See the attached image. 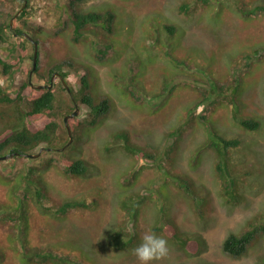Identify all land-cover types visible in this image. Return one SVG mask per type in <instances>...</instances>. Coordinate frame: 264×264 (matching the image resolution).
I'll list each match as a JSON object with an SVG mask.
<instances>
[{"label": "rangeland", "instance_id": "374dc122", "mask_svg": "<svg viewBox=\"0 0 264 264\" xmlns=\"http://www.w3.org/2000/svg\"><path fill=\"white\" fill-rule=\"evenodd\" d=\"M74 1L67 10L69 0H30L33 14L16 22L43 29L32 81L48 83L62 62L55 71L92 106L107 97L108 109L92 124L79 103L63 150L42 142L0 160V264H139L131 249L149 230L170 248L151 264H264V0ZM23 6L0 0V20L13 30ZM73 10L101 17L78 31ZM22 40L7 30L0 41V61L15 62L5 73L0 63V87L11 96L32 66ZM58 81L53 89L66 98ZM247 118L259 125H242ZM219 136L238 142L218 141L217 153L210 142ZM74 158L87 161L85 174L63 169ZM66 201L82 204L57 212ZM169 225L198 249L174 240ZM250 229L244 254L222 250L229 233ZM116 231L131 238L128 247L108 244Z\"/></svg>", "mask_w": 264, "mask_h": 264}, {"label": "trees", "instance_id": "16d2710c", "mask_svg": "<svg viewBox=\"0 0 264 264\" xmlns=\"http://www.w3.org/2000/svg\"><path fill=\"white\" fill-rule=\"evenodd\" d=\"M29 1L30 0H19L20 5L25 2V6H23L20 12L13 18V30L11 29L12 26H10L9 21L0 20V41H6L7 30L12 34L20 35L23 38V40L20 42V50L22 51V57H24V54L26 52V54H29V58L32 59L34 44L24 35V33L27 32L28 34H30L32 38L37 40L39 44V40L41 38L39 37V35L42 34L43 29L41 26L27 28L18 27L16 23L26 15L33 14L34 7ZM199 1L202 4H205L209 0ZM74 3V0H69V2L64 6L68 10L69 7L74 6ZM185 6L186 4L183 3L180 7V10L186 12ZM12 16L13 15H11V17ZM71 17L75 29L79 31L82 27L86 28V25H89L90 23H97L101 17V14L97 11L83 12L82 10H73V12L71 13ZM167 27H174V25L171 24ZM86 29L91 31L90 27ZM24 42L29 43V45L31 46L32 49L30 53L28 51H25L26 44L24 45ZM18 57L19 56H17V58ZM0 63H2V72L5 73L12 69L15 62L12 61L10 63H7L0 61ZM61 65L62 62L56 63L55 67L50 70V74L55 70H60ZM36 69L37 65L35 66V70ZM27 71L29 72L28 69ZM28 72L26 80L20 85V88L16 91L14 96H11L8 92L4 91V89L0 87V155L6 152L21 153L23 151L22 147L41 144L42 142H47L48 144L62 143L61 145H63L67 143L69 139V135L63 118L65 115L71 113L74 110V104L66 87L64 86L61 80L58 81L59 87L62 91H65L66 93V98H62L61 95L57 96L53 88L36 89L34 87H31L29 83ZM61 73L65 77L66 73L63 71H61ZM214 84L216 87H219V85L221 86V84L218 82H215ZM68 85L70 86V90L72 91L73 99L78 104L84 103L90 107L91 117L88 118L90 123H95L98 117L103 112L107 111L109 100L107 97L103 99L101 104H98L95 107L89 103L91 95L86 93L84 96H80L79 93L75 89H73L71 84L68 83ZM25 90L28 91L25 92ZM203 96H205L204 98H207V95H205V93H203ZM78 120V115L69 117L67 119V124L71 129L72 140H74L72 128L74 127V124L78 122ZM241 124L247 127L256 128L259 125V122L252 118H247L241 120ZM174 133L175 131L172 132V134ZM122 135L125 136L124 138H127V133L125 132H118L114 134L115 137ZM218 139L219 140H214L213 142H210L211 147H214L217 153L223 152V150H221L219 147L220 143L223 145L224 148H227L228 146L235 145L238 142L236 138L227 139L219 136ZM125 144V148L127 150H135V147L130 146L127 141L125 142ZM67 146H65L64 148H66ZM171 148L172 147L166 150L167 156L169 152L173 150ZM142 154L149 156V158H154L152 153L142 152ZM65 162L67 167L63 169L68 174L80 175L85 174L88 170V163L85 159L74 158ZM217 168L221 169L219 163L217 164ZM225 190L229 191V187L227 185L225 187ZM39 193L40 192L38 191V194ZM234 196L235 194L233 193L231 194L230 198H233ZM129 199H131V197L122 200H124L123 202L125 203L126 201H131ZM77 204L82 203L66 201L59 204L56 207V211L60 213H66L67 211H69V209H71ZM134 204H136V202ZM167 229L170 232L172 238L181 245H185L193 251H196L198 249L196 240L184 237L181 233L176 230V228L170 225L167 227ZM256 232L257 229H250L242 232L241 234H237L235 232L229 233L222 241V250L225 253L231 255L232 257H240L247 251V248L251 244ZM204 241L206 248L207 242L205 240V237ZM107 242L114 249L120 250L130 245L131 238L123 239L120 233L116 231L108 235ZM200 252L201 250L198 251V253Z\"/></svg>", "mask_w": 264, "mask_h": 264}, {"label": "clouds", "instance_id": "9594fccd", "mask_svg": "<svg viewBox=\"0 0 264 264\" xmlns=\"http://www.w3.org/2000/svg\"><path fill=\"white\" fill-rule=\"evenodd\" d=\"M37 57H38V52H37ZM36 64H37V62H36ZM35 71L36 70L34 69L32 72V75ZM56 72L62 75V73L58 72V71H53L51 74L49 73L51 76L53 73H55L54 78H53V84H52L51 88H53L55 77H57L59 80H61L59 78L58 74H56ZM50 77L48 79V83H49ZM63 78H64L65 82L68 84L67 79H65L64 76H63ZM31 81H32V76H31ZM48 83H45V84H48ZM62 83H63V81H62ZM68 87L70 89L69 85H68ZM68 93H69L71 99L73 100V104L75 102L77 107L79 108V104L73 99L72 91L70 90V91H68ZM74 109H75V104H74ZM131 251H132V254L139 261V264H151V262H153L155 260H160V259L166 257L169 254L170 248H169L168 241L163 236H160V235L156 234L155 232L149 230L143 234L140 242L134 248H132Z\"/></svg>", "mask_w": 264, "mask_h": 264}, {"label": "water", "instance_id": "95a60500", "mask_svg": "<svg viewBox=\"0 0 264 264\" xmlns=\"http://www.w3.org/2000/svg\"><path fill=\"white\" fill-rule=\"evenodd\" d=\"M24 4H25V2H24ZM21 9H22V7H20V9L15 13L14 16H16L20 12ZM10 26H12V21H10ZM24 35L27 38H29L30 41H32L33 44H34V50H33V56H32V67H31V69H30V71L28 73L29 83H30L31 87H34L36 89H41V88H48V89H50L52 87V84H53V78H54L55 73H53L52 76L50 77V80H49V83L48 84H45V83L35 84V83H33L31 81L32 72L35 69L36 62H37L38 42H37V40L33 39L27 33H24ZM56 74H58L59 78L63 81V84L66 87V89L68 91H70V89L68 87V84L65 82L63 76L61 74L57 73V72H56ZM74 104H75V109L71 113L65 115L64 118H63L64 119V123H65L66 128H67V132H68V135H69V139H68L67 143H65L62 147H59L58 148L59 150L64 149V147L67 146L71 142V140H72V137H71V129H70L69 125L67 124V119L69 117H72V116L76 115L77 112H78V107H77V105H76L75 102H74ZM49 149H51V148H49ZM16 154H21V153H18V152H10V153H6V154H2V155H0V160L1 159H6V158H9V157H12L13 155H16Z\"/></svg>", "mask_w": 264, "mask_h": 264}]
</instances>
